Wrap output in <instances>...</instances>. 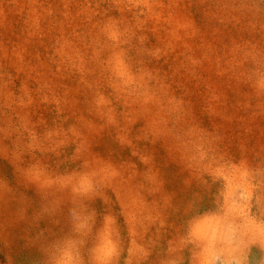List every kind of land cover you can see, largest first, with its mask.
<instances>
[{
    "label": "rangeland",
    "instance_id": "rangeland-1",
    "mask_svg": "<svg viewBox=\"0 0 264 264\" xmlns=\"http://www.w3.org/2000/svg\"><path fill=\"white\" fill-rule=\"evenodd\" d=\"M0 264H264V0H0Z\"/></svg>",
    "mask_w": 264,
    "mask_h": 264
}]
</instances>
